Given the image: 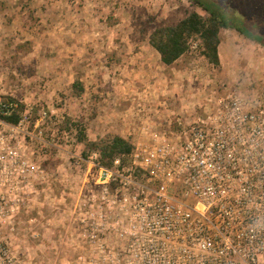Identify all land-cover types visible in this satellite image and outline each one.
<instances>
[{
  "label": "rangeland",
  "instance_id": "rangeland-1",
  "mask_svg": "<svg viewBox=\"0 0 264 264\" xmlns=\"http://www.w3.org/2000/svg\"><path fill=\"white\" fill-rule=\"evenodd\" d=\"M202 1L264 39V0ZM192 11L207 15L190 0H0V100L25 105L28 137L18 132L17 141L44 171L31 170L28 187L16 189L20 202L8 203L19 209L2 219L15 230L2 226L0 243L9 246L0 264H75L85 252L79 233L103 186L97 166L81 158L76 131L61 132L65 117L82 120L92 140L119 134L148 143L151 131L177 130V118L202 115L227 89L248 96L264 87V46L236 30L222 32L218 68L199 51L172 66L161 61L151 33ZM77 79L82 97L72 95Z\"/></svg>",
  "mask_w": 264,
  "mask_h": 264
},
{
  "label": "built area",
  "instance_id": "built-area-1",
  "mask_svg": "<svg viewBox=\"0 0 264 264\" xmlns=\"http://www.w3.org/2000/svg\"><path fill=\"white\" fill-rule=\"evenodd\" d=\"M202 112L177 118L169 133L151 131L128 164L117 158L109 169L90 158L103 195L83 221L75 264H264V87L248 96L227 89ZM28 119L26 110L18 125L0 116V233L15 230L2 219L15 218L16 189L28 187L31 170L44 172L17 141L18 132L27 139Z\"/></svg>",
  "mask_w": 264,
  "mask_h": 264
},
{
  "label": "trees",
  "instance_id": "trees-1",
  "mask_svg": "<svg viewBox=\"0 0 264 264\" xmlns=\"http://www.w3.org/2000/svg\"><path fill=\"white\" fill-rule=\"evenodd\" d=\"M207 15H202L198 11L190 12L184 19L174 26L157 27L150 35V45L160 54L161 61L166 66H172L190 51L193 41H200V54L212 66L218 68L221 65L219 48L222 43V32L224 30H236L243 36L258 41L264 46V39L257 36L255 30L253 34L247 33L242 28L232 23V19L215 5H210L202 0H190ZM215 4V3H212ZM221 7V6H220ZM222 8V7H221ZM32 16V15H30ZM20 46L18 50H23ZM85 94V86L79 80L72 84V95L82 97ZM6 108L0 112V116L7 123L18 125L26 107L11 97L3 101ZM7 112L8 114H5ZM61 132L76 131L77 145L81 146V158L89 161L96 154V163L99 167L112 168L114 161L121 158L123 162L129 160L135 149V144L119 134H108L99 139L92 140L88 136L87 129L82 120L73 121L70 117H65L61 123ZM45 167L49 163H44ZM141 172V171H140ZM139 172V173H140ZM115 188V184H112Z\"/></svg>",
  "mask_w": 264,
  "mask_h": 264
}]
</instances>
